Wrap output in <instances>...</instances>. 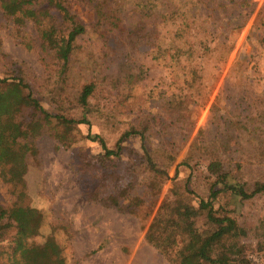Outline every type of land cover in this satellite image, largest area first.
Returning a JSON list of instances; mask_svg holds the SVG:
<instances>
[{
    "label": "rangeland",
    "instance_id": "rangeland-1",
    "mask_svg": "<svg viewBox=\"0 0 264 264\" xmlns=\"http://www.w3.org/2000/svg\"><path fill=\"white\" fill-rule=\"evenodd\" d=\"M172 1L189 14L187 31L174 20L178 15L166 24L157 15L140 20L127 6L125 32H109L108 39L94 27L93 12L75 6L76 20L88 30L64 74L37 25H18L0 8V78L22 77L46 112L75 120L83 117L82 87L95 84L89 124L65 127L52 118L39 134L22 138L31 151L13 153L12 164L0 167L7 171L24 160L23 181L0 180V205L41 213V231L27 243L52 237L61 256L52 254L51 264H175L148 242L150 226L167 201L169 212L210 198L212 158L248 192L264 183V0ZM31 111L19 121L37 119ZM127 132L137 133L123 140L119 157L105 158L87 139L100 136L114 149ZM65 133L66 146L56 137ZM148 158L163 175L155 177ZM95 186L99 197L90 199ZM115 192L119 206L106 197ZM128 194L138 205L127 202ZM214 207L245 229V257L263 264L264 193L243 199L227 191ZM196 222L208 229L204 216ZM14 235L9 230L8 241L0 240V264Z\"/></svg>",
    "mask_w": 264,
    "mask_h": 264
},
{
    "label": "trees",
    "instance_id": "trees-1",
    "mask_svg": "<svg viewBox=\"0 0 264 264\" xmlns=\"http://www.w3.org/2000/svg\"><path fill=\"white\" fill-rule=\"evenodd\" d=\"M166 2L167 0H0V8L5 15L13 17L18 25H23L27 21H33L37 25L44 47L55 54L59 62L60 74H64L69 70L71 57L78 48L79 36L84 35L88 30L86 24L76 20L75 6L85 10L90 9L93 12L94 27L99 28L97 31L100 37L106 39L109 37L107 34L109 32L117 34L125 32L121 14L127 6L133 7L132 11L138 14L140 20H149L157 15L158 19L166 24L178 15L181 18L174 20H181L184 29L182 32L187 31L190 28L187 11L180 14L181 8L176 4L173 5L174 1L169 4ZM139 35L141 32L136 33L135 37ZM148 40L151 44L152 34ZM94 91L95 84L92 82L82 87L77 103L83 111V117L81 120H75L46 112L22 77L0 78V167L6 168L12 164L13 153H20L24 157L31 151L28 143L21 142L22 138L36 136L52 118L63 123L65 127L72 124H89L88 106ZM25 110H32L31 112L39 114L37 119L32 118L28 123L19 121V117L25 113ZM133 133L137 132H127L122 136L114 149L108 148L100 136L92 137L89 134L87 139L97 142L102 147L105 158H113L121 156L123 140L132 136ZM66 135L67 133L56 135L65 146ZM148 161L155 177L163 175L150 158ZM82 167L85 169L86 163ZM209 171L216 177L210 198L202 200L197 208L180 204L174 206L169 212L168 201L163 203L150 226L148 242L167 255L175 264H251L245 257L243 246L240 244V239L246 234L245 229L234 218L216 210L214 201L220 194L227 191L243 199L253 198L264 193V183L257 184L253 191L248 192L243 185L230 182V173L224 169V164L218 156L212 158ZM25 173L26 167L23 160L21 164L11 166L7 171L1 170L0 180L4 178L8 181L21 182ZM218 185H222L223 188L218 189ZM88 193H90L87 194L90 199L99 197L97 186L91 188ZM106 197L111 199L112 205L119 206L121 199L119 194L110 193ZM127 202L131 206L136 203L138 205V197L128 194ZM201 216H204L208 226V229L204 231L197 227L196 220ZM42 225L43 217L34 208L15 206L4 209L0 205V240L8 241L9 230H15L13 239L9 240L12 252L3 264H51L52 254L59 258L61 249L52 237H48L41 245L27 243L31 238L39 235ZM259 248L264 252V236L259 243Z\"/></svg>",
    "mask_w": 264,
    "mask_h": 264
}]
</instances>
